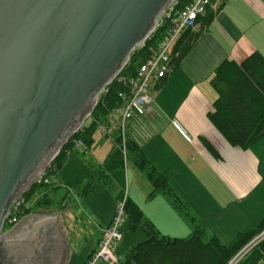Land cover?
<instances>
[{"label":"crops","instance_id":"1","mask_svg":"<svg viewBox=\"0 0 264 264\" xmlns=\"http://www.w3.org/2000/svg\"><path fill=\"white\" fill-rule=\"evenodd\" d=\"M209 13L214 14L213 20L179 67L170 70L164 83L162 79L154 81L150 110L135 113L125 121V134L139 145L194 215L222 242L229 243L239 232L264 221V137L247 148L228 141L210 118L218 98L211 78L226 59L240 63L254 52L264 56V0H222L205 16ZM200 28L201 21L194 30ZM121 122L119 115L106 132L102 128L105 125H101L95 130L90 147L77 145L73 152L75 185L93 184L90 191H75V199L82 201L85 215L96 217V226L75 237V255L81 256L79 264H84L98 247L103 229L110 225L116 212L122 193L119 187L125 185L127 197L163 235L185 238L193 231L191 223L164 194H152L154 186L147 173L127 157L117 142L115 131ZM67 159L68 156L56 176L70 186L74 179L64 171L73 160ZM98 169L109 175L114 186L108 187L100 179ZM99 183L116 193L106 210L98 204H83L92 201ZM69 200L67 195L62 209L68 207L69 204L64 206ZM122 240L116 250L119 262L126 254L124 250L118 253ZM258 264H264V256Z\"/></svg>","mask_w":264,"mask_h":264},{"label":"water","instance_id":"2","mask_svg":"<svg viewBox=\"0 0 264 264\" xmlns=\"http://www.w3.org/2000/svg\"><path fill=\"white\" fill-rule=\"evenodd\" d=\"M170 0H0V232ZM61 212L0 234V264H67Z\"/></svg>","mask_w":264,"mask_h":264},{"label":"trees","instance_id":"3","mask_svg":"<svg viewBox=\"0 0 264 264\" xmlns=\"http://www.w3.org/2000/svg\"><path fill=\"white\" fill-rule=\"evenodd\" d=\"M191 0H180V6ZM213 13L198 18L201 28L186 29L179 37L173 49L171 70H176L183 58L188 54L203 29L213 20ZM164 36V28H158L148 38L145 44L135 49L129 62L121 71L120 77L112 81L108 91L101 94L89 119L82 129L75 132L64 144L60 152L50 163L47 172L57 175L67 156L76 150L77 142L90 147L93 144V134L101 125H110V118L115 109L124 104L120 93L129 91V81L158 48ZM172 72V71H171ZM163 83L167 76L161 78ZM213 87L218 92L214 103V111L210 113L211 121L225 135L228 141L242 148H247L264 137V56L254 52L238 63L232 59L224 60L214 71L211 78ZM116 140L121 147L125 141L126 155L144 170L152 181L154 191L164 194L191 223L193 231L185 238L163 235L146 217L141 208L127 197L126 213L133 220V228H140L147 239L134 244L122 264H229L249 243L264 231V221L258 226L249 227L239 232L235 238L224 243L212 233L202 219L197 218L184 200L169 184L167 179L155 168L139 145L127 134L123 135L121 128H116ZM100 179L108 186H114L109 175L101 169L97 170ZM47 185L34 183L26 192L30 205L24 208L22 215L39 211L53 205L62 208L66 196L70 192L68 183ZM75 191L82 193L92 189L91 182H78ZM62 190L66 192L61 193ZM90 191V190H89ZM125 193L119 194V200ZM69 203H66V207ZM11 229L7 226L5 230ZM264 256V238L235 264H258Z\"/></svg>","mask_w":264,"mask_h":264},{"label":"built area","instance_id":"4","mask_svg":"<svg viewBox=\"0 0 264 264\" xmlns=\"http://www.w3.org/2000/svg\"><path fill=\"white\" fill-rule=\"evenodd\" d=\"M221 1L222 0H191L190 2L180 6V0H170L166 4V6L163 8V11L156 19L155 28L148 36V38H150L158 28L163 27V39L161 40L158 48L154 51V53L140 65L137 74L130 79L129 91L120 93V96L124 99L125 102L122 106H119L112 113L110 118V125L116 122L117 116L120 115L122 118V122L119 123L118 128H121L123 135H125V121L131 118L135 113L145 114L150 110V106L153 102V96L150 93L149 84L152 81L160 80L161 78L167 76V74L170 72L174 44L186 29L196 28L198 26L199 17L205 15L210 8H217ZM146 40L135 49L143 46ZM126 64L124 65V67L126 66ZM124 67L122 68V70L124 69ZM121 71L117 74L114 80L117 78H119V80L124 79L123 77H120ZM110 84L106 85L104 87V90L99 94L97 103L101 94L108 91V86ZM90 115L77 129V131L82 129L83 125L89 119ZM108 126L109 125H105L102 127L104 132L108 131ZM76 144L81 145L82 142L78 141ZM123 144V149L126 154L124 140ZM49 165L37 175L34 183H44L47 185L61 184L60 179L56 175L47 172ZM28 190L29 189L21 193L20 196H18V198L10 206L9 213L4 218L0 234H3V232L6 231L5 228L7 226L13 228L23 218L24 215H22V213L24 212V208H28V206L30 205L29 200L26 197V192ZM126 201L127 195L125 194L124 197L118 201L116 212L110 225L103 229L98 247L90 254L84 264L119 263L116 250L122 240L121 229L124 223V217L126 215ZM263 238L264 237L258 240L254 239L253 241L256 240L255 245ZM253 241L249 243L240 253H242L247 247H249V245L252 244ZM255 245H253V247Z\"/></svg>","mask_w":264,"mask_h":264},{"label":"rangeland","instance_id":"5","mask_svg":"<svg viewBox=\"0 0 264 264\" xmlns=\"http://www.w3.org/2000/svg\"><path fill=\"white\" fill-rule=\"evenodd\" d=\"M149 88H150V93L152 94V96L155 93H152V90L154 89V81H152L149 84ZM155 92V91H154ZM119 126V124H118ZM71 156V157H70ZM71 158V163H69V165L66 167L65 171L66 173H68L73 180V183L71 184L70 182V193L68 194V196L70 197L69 200V205L67 208L62 209L59 206L53 205L50 207H45L39 211H50L53 212L51 214H54V212L58 211L61 212L62 215L65 218V223L71 233V250L69 253V261L68 264H79V260L81 259V256H76L75 255V237L77 236H82L85 232V229L90 230L93 226H96V217H92L89 215H85L84 211L82 209V201H79L77 199H75V154H70L68 155V159ZM119 187V186H118ZM74 190V191H73ZM119 190L124 193H127L128 188L125 185L124 187L120 188ZM66 192L65 190H62L61 193ZM82 193V189L78 192L77 194ZM93 197H92V201L91 202H87L84 203V206H88V204L92 203V204H98L100 206L103 207L104 210H106L107 207H109L111 205V200H115L114 197L116 195V193L114 191H110L108 188H105L102 184H98V187L96 189V191L93 192ZM64 211V212H63ZM37 212V211H36ZM102 221V220H100ZM132 217L130 216V214L126 213L125 217H124V223L122 226V236L123 240H122V247L119 248L118 253L119 252H124L126 254H124L122 256V260L118 263V264H122V261L125 259L127 252L130 251L131 249V245H134L136 243L142 242L144 240L147 239L146 234L141 230V229H133L132 228ZM9 230V229H8ZM6 230V231H8ZM6 231L3 232L6 233ZM188 235H186L185 237H187ZM264 237V231L262 233H260L255 239L258 240L260 238ZM178 238H184V237H178ZM256 240L253 241L252 244L249 245V247H247L242 253H240L238 256H236L233 260H231V262L229 264H235L240 258H242L245 254H247L248 250L251 249L253 247V245H255ZM250 251V250H249Z\"/></svg>","mask_w":264,"mask_h":264}]
</instances>
